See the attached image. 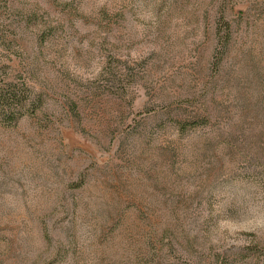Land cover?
<instances>
[{
  "label": "rangeland",
  "instance_id": "obj_1",
  "mask_svg": "<svg viewBox=\"0 0 264 264\" xmlns=\"http://www.w3.org/2000/svg\"><path fill=\"white\" fill-rule=\"evenodd\" d=\"M7 82L0 264H264V0H0Z\"/></svg>",
  "mask_w": 264,
  "mask_h": 264
},
{
  "label": "trees",
  "instance_id": "obj_2",
  "mask_svg": "<svg viewBox=\"0 0 264 264\" xmlns=\"http://www.w3.org/2000/svg\"><path fill=\"white\" fill-rule=\"evenodd\" d=\"M224 28L221 30L223 34L221 38L223 39L222 47L225 48L230 40L231 26L228 22H223ZM24 91H27L24 89ZM28 95L23 92L16 84L7 82L0 87V117L7 120H17L25 111H33V106L27 108ZM30 103V102H29ZM29 105V104H28ZM32 105V104H31ZM190 121V120H189ZM187 120H177L176 123L179 126V130L183 131L187 124L193 125L194 121Z\"/></svg>",
  "mask_w": 264,
  "mask_h": 264
}]
</instances>
